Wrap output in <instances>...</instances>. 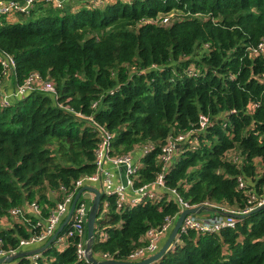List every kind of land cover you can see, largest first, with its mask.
Returning a JSON list of instances; mask_svg holds the SVG:
<instances>
[{
	"label": "trees",
	"instance_id": "1",
	"mask_svg": "<svg viewBox=\"0 0 264 264\" xmlns=\"http://www.w3.org/2000/svg\"><path fill=\"white\" fill-rule=\"evenodd\" d=\"M170 12L182 15L166 26L154 22ZM263 39L264 0H111L75 11L41 1L15 20L0 15V52L13 60L7 72L14 89L36 72L54 83L58 103L105 125L117 153L153 143L137 186L160 171L156 156L164 140L190 131L164 183L212 216L221 215L218 206L245 207L248 191L264 194V54L249 49ZM2 74L0 62V88ZM57 101L35 89L0 104V218L32 201L46 217L54 204L48 192L71 188L95 170L93 128ZM202 114L210 123L198 129ZM169 195L164 189L157 202L119 212L115 195L102 196L99 211L106 199L108 212L94 229L107 238L100 242L94 234V257L126 261L148 228L179 212ZM26 236L21 224L0 227L4 249ZM78 241L12 264H91ZM151 264H264V208L219 232L188 230Z\"/></svg>",
	"mask_w": 264,
	"mask_h": 264
},
{
	"label": "built area",
	"instance_id": "2",
	"mask_svg": "<svg viewBox=\"0 0 264 264\" xmlns=\"http://www.w3.org/2000/svg\"><path fill=\"white\" fill-rule=\"evenodd\" d=\"M35 1L36 0H25L24 4H21L16 0H0V15L12 17L17 15V13L26 14L33 7ZM44 1L51 3L55 7H61L65 0ZM109 1L110 0H84V5L88 8L103 7ZM173 18L174 14H162L160 16L158 15L154 22L166 26ZM249 49L255 56L264 54V39L258 45L249 47ZM0 62L3 66V74L1 76L3 79L9 74L7 71L13 69V60L8 53L2 51L0 52ZM131 71H135V68L132 67ZM187 74L197 76V73L194 72L192 68H189ZM261 79H264V74L261 76ZM35 89L52 93L54 99L57 101V93L54 83L51 80L41 79L40 75L36 72L29 74L23 84L16 85L12 95L21 97L27 91ZM0 101L1 106H7L10 103V100L2 94H0ZM99 102L100 99L92 101L90 108L96 110ZM57 104L64 109L70 110L78 117L86 119L88 125L93 128L96 138L95 147L93 149L95 170L91 175L81 177L71 188L62 187L59 190L50 191L53 195L56 194L57 201H52L54 204L48 208V215L46 217L42 216V207L35 201L11 208L8 212V216L12 220H16V223L21 224L25 228L27 236L19 237L18 245L14 248L9 247L4 249L0 240V257L10 256L17 252L37 248L43 245L65 219L77 191L85 185L94 187L97 182L101 183V190L97 189L102 193V196H116V211L118 212L122 211L125 207L130 208L138 204H143L146 201L152 203L157 202L160 198V193L163 192L164 189L170 191L173 196L169 195V197H172L177 203L179 206V212L174 216L165 217L164 221L159 226L148 228L142 237L143 244L134 249L128 255L126 261H140L154 254L160 248L158 246V241L170 232L178 215L184 209L199 206L189 205L174 189L167 188L164 183V175L168 166L175 159L176 150L178 152L179 145L187 140L190 131L181 132L176 135H169L164 140L160 146V152L156 156V162L160 165V171L151 183L137 186L136 182L139 181V169L142 166V158L154 148L153 143L147 142L135 145L132 150L126 153H117L112 146L113 133L105 125L95 121L92 115H83L80 112L72 111L68 105L63 106L61 103H58V101ZM257 106L258 103H254V107ZM209 123L210 121L207 115H200L198 129L206 127ZM228 157L233 158L234 162H238V155H233L231 151L228 153ZM133 159H136V162H133ZM116 180L117 183H115ZM239 186L244 187V184L241 182ZM247 195V205L243 208L234 209L227 206H218L217 208L221 211V215L207 217L197 216L195 214L187 215L182 221L178 231V237L174 243H177L180 235L188 230H195L198 233L208 234L219 232L225 228L234 227L237 219L232 216L224 215V212L246 214L264 204V194L259 196L251 190L247 192ZM92 199L89 198L82 200L80 196L67 222V229L63 233L60 232L58 234L51 246H54L59 250L61 247H66L68 245L70 238L78 237L79 241L77 243V249L79 254L85 258V223ZM87 200L90 201L89 205ZM100 211L96 221H98V219L104 220L107 216L108 201L106 199L102 201V209ZM94 234H97L100 242L105 241L107 238V235L102 228H99L97 231L94 229ZM38 256L39 254H35L26 257L34 259ZM105 259L111 258L103 257L100 260Z\"/></svg>",
	"mask_w": 264,
	"mask_h": 264
},
{
	"label": "water",
	"instance_id": "3",
	"mask_svg": "<svg viewBox=\"0 0 264 264\" xmlns=\"http://www.w3.org/2000/svg\"><path fill=\"white\" fill-rule=\"evenodd\" d=\"M90 192L93 193V199L91 201V205L88 211L86 223H85V248H84V256L87 259V261L91 264H151L155 261H157L159 258L163 256V254L169 250L171 245L175 242L176 238L178 237V231L182 224L183 219L189 215V214H200L202 210L205 209L204 206H197V207H191L189 209H184L176 218L170 232L168 233L167 238L161 245V247L152 255L140 260V261H118L114 259H105L100 260L94 257L92 253V244L94 240V228L95 223L98 217L99 213V203L102 197V193L95 187L85 185L81 187L77 193L75 194L73 201L70 205V209L65 217V219L62 221V223L59 225V227L56 229V231L49 237V239L40 247L20 251L10 256L0 257V264L1 263H12L13 261H16L18 259L24 258L26 256H31L35 254H41L45 250H47L52 242L55 240V238L58 236V234L63 230L64 226L67 224L73 210L75 207L76 202L80 198L83 192ZM264 208V204L256 207L252 211L246 214H236V213H226L224 212V215L232 216L235 219H242L246 216L259 211L260 209Z\"/></svg>",
	"mask_w": 264,
	"mask_h": 264
},
{
	"label": "crops",
	"instance_id": "4",
	"mask_svg": "<svg viewBox=\"0 0 264 264\" xmlns=\"http://www.w3.org/2000/svg\"><path fill=\"white\" fill-rule=\"evenodd\" d=\"M4 1H8V0H4ZM16 1H18L21 4H24V1L25 0H16ZM41 1H44V0H36L35 3H34V5L36 3H41ZM47 3H49V2H47ZM83 5H84V0H71V1L65 0L63 2L62 6L59 7V8L62 9L64 7H66V6H68V7H70V10L71 11H75V10H77L79 7H81ZM175 14H176V12H175ZM15 17H17V15H15L13 17H7V19L15 20L14 19ZM7 76H5L6 78H4L2 80V82H1V91H0V93L3 96H5L8 100H11V98L13 97L12 92H13V89H14V85L12 84V80L10 79L9 74ZM115 183H117V180L115 181ZM94 187L101 190V183L100 182L95 183V186ZM86 193L88 195L87 196L88 198L85 197V199H89V198L92 199L93 198V196H94L93 193H90V192H86ZM48 198H49V200H51L53 202H56L57 201L56 194L53 195L51 192L48 193ZM212 215L213 214H211L209 212H205L203 215H200V216L207 217V216H212ZM14 224H16V220H12L9 216H4V217L0 218V227L9 228V227H11ZM167 236H168V234L167 235H164L158 241V246L159 247H161V245L163 244V242L165 241V239L167 238ZM63 248H65V246L64 247H61L59 250H61V249L63 250Z\"/></svg>",
	"mask_w": 264,
	"mask_h": 264
},
{
	"label": "rangeland",
	"instance_id": "5",
	"mask_svg": "<svg viewBox=\"0 0 264 264\" xmlns=\"http://www.w3.org/2000/svg\"><path fill=\"white\" fill-rule=\"evenodd\" d=\"M81 7H82V6H81ZM169 14H174V18H175V16L179 17L181 13H180V14H179V12H176V14H175V12L167 13V15H169ZM159 15H162V13L159 14ZM181 15H182V14H181ZM12 17H13V16H12ZM14 19H16V17H15ZM133 162H136V159H133ZM87 196H88L87 193L84 192V193L81 195V199H82V200H85V197L88 198ZM87 203H88V205H89L90 201L87 200ZM204 213H205V212L201 213L200 215H203Z\"/></svg>",
	"mask_w": 264,
	"mask_h": 264
}]
</instances>
